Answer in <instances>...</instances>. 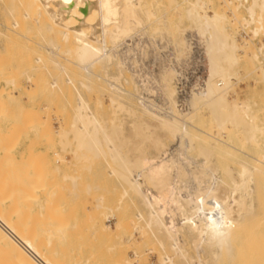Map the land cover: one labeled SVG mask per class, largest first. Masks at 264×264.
Instances as JSON below:
<instances>
[{
    "label": "bare ground",
    "instance_id": "obj_1",
    "mask_svg": "<svg viewBox=\"0 0 264 264\" xmlns=\"http://www.w3.org/2000/svg\"><path fill=\"white\" fill-rule=\"evenodd\" d=\"M182 1L184 2V0ZM244 1L250 2V0ZM161 2L162 0H0V76L5 77L8 73L14 74L13 80H11V75L7 77L11 81L10 83L6 80L7 78L1 77L0 79L6 80V83L11 84L15 90L14 92L9 90L7 92L4 90L5 88H1L3 83L0 84V114L4 112L5 116L2 117H5V120L8 115L10 117L7 120H10L11 117L16 119L19 115L23 120L22 123L20 122L22 127L19 124L16 127L17 122L22 121L20 118L16 120L17 122L13 119L16 124H12V127H10L11 124L8 126L5 124L10 129L13 128L12 132H8L10 140L7 137L5 143L9 148L14 146L13 141L19 137L17 132L24 129L25 119L41 118L40 113H38L40 111H35L38 113L37 117L34 111L32 113L26 110L27 101L31 99L29 94L32 88L27 91L24 86L23 88L19 85L20 80L24 77L29 88L30 85H35L38 93L39 87L44 88L42 92L47 90L51 94L57 95L58 100H63L64 105L71 109L70 128L68 131L58 132L65 140V142L64 140L59 141L60 145L65 144L61 150L64 151L67 146L70 148L74 145L75 149L71 151L74 156L72 159L75 158L80 162L92 158V161H95L94 159L104 161L103 163L109 167L111 177L114 176L122 187L119 203L128 198L127 205L136 209L135 214L132 213L131 215L129 213L132 208L128 209V213L126 212L127 206L124 207L126 210L122 207L124 214L120 215L114 224L117 229L120 224L126 223L128 225L129 221H134L133 229L141 236L143 244L151 246L148 252H159V264H214L220 261L223 252L232 254L231 244L233 240L247 228L249 220L256 215L257 206L263 209L261 215L264 216V113L259 114L261 110L259 108L258 110L257 106V110H254L249 101L229 100L230 92L235 85L233 79H240L241 50L237 40H232L233 38L222 25L227 19L225 14L213 12L214 14L210 15L207 12L202 15L201 12L206 10V4L203 0H196L191 5L189 4L190 7L187 11L185 10L187 17L185 18L195 26L196 32L194 34L205 45L206 70L202 87L192 95L187 104L188 109L186 111L181 110L178 105L175 86L178 72L172 63L173 66L169 64L168 67H163L159 74L160 91L163 95L162 102L157 103L149 97L151 94L148 95V93L152 91L148 88L146 81L139 80L140 77L136 71H131L127 67V59H130V56L121 57L118 50L124 45L127 49L126 53L129 55L133 50L130 43L133 37L141 34L139 32H145L144 28H148L147 25H154V23L160 25L161 23L164 26H162L163 29H175L172 32L175 39L173 43L178 49L173 48L177 54L175 60L180 63L183 58H188L190 54L189 33L191 32H188V28H184V26L181 29L169 21L160 20L166 14H163L164 17L158 16L161 14L159 12ZM170 2L174 6L173 8L180 6L175 4V0H170ZM245 8V17L252 21L253 27L256 26L251 33L253 38L260 34L264 36V0H251V4ZM233 12L237 13V8ZM181 17L184 18V16ZM181 17L178 23L182 26L183 19ZM168 23H171L172 26ZM158 26H152L154 29L149 26V30L150 28L153 29L150 31L156 36L168 34V32H163L162 27L159 30ZM253 27L250 26V28ZM150 31H146L147 34ZM161 31L162 34H160ZM247 44L245 45L244 42V47H249L250 43ZM261 52V48L257 52H251L252 55L249 60L259 62L254 71L260 72L261 78L264 80V64L259 59ZM130 60L134 66L137 65L136 59V61L133 58ZM21 65L22 67L25 65L23 69L26 68V70L20 71L22 77L16 84L17 68H20ZM101 71L103 73H100ZM6 83L5 87L9 88ZM105 86L106 90H104L109 94L111 106H109L110 117L104 110L106 108L103 95L96 94L93 97L95 89H103ZM35 90L34 92L37 91ZM17 93H19V97L21 96L19 99L14 97ZM43 96H47V94H42ZM50 98L53 99L54 97ZM31 101L34 103L35 100ZM33 103L31 102V104ZM15 106L21 110V114L20 111L16 110L19 115H13L16 114L13 110ZM30 106L35 108V105ZM11 107L13 109L10 112L9 108ZM58 107L60 108V106ZM54 108L56 109V106ZM111 108L113 109L112 115ZM205 111L211 117L208 123L201 120ZM48 112L44 120L47 121L48 115L47 123L49 124L52 111L50 113L48 110ZM120 112L126 113L123 116L128 118L118 120L117 115ZM29 113L32 115L30 118ZM33 118H31L32 121ZM42 124H31L34 126L26 134L28 135L31 131V134L33 132L37 134L36 126L41 127ZM200 125L203 128H199ZM48 128L47 125L46 129L48 130ZM60 128L62 127L60 126ZM2 129L4 130L3 127ZM47 130L42 128L40 136L42 133L49 132ZM125 131L129 133L127 136L124 134ZM30 135L26 138L30 139ZM225 135L226 139H224ZM53 138L55 137L53 136ZM59 139L61 140V138ZM47 141L45 143L48 144L50 140ZM244 142L247 143L244 146H248V143H255V146L258 147V151L254 149L255 152L257 151L258 158H255L256 163L254 162L253 166L243 159L244 154L240 155L242 159L237 157L236 152L239 149L236 148V145ZM5 143L0 144V147L4 145L0 152L6 148ZM248 148L251 149V144L247 147V151ZM5 151L3 155H0V264L94 263L95 261L92 259H90L92 261L90 263L89 258L84 260V257L79 258L77 256L76 252L79 251L78 248L80 247L77 241L75 242L77 245H74L75 247L78 246L76 252H74L76 250L74 247L71 248L65 243L68 236L64 235V232L67 233L68 230L66 231V229L71 227L67 223L70 222L69 218L72 219L74 215L67 217L70 215L69 213L65 216L66 219L68 218V222L64 225L65 229L62 224L58 223L67 213H64L63 207L65 209L69 204L65 199H62L66 192L64 191V194L61 195V193L59 194L60 191H56L61 189L57 188L59 183L55 184V175L57 176L58 173L55 171L56 174L52 176L54 174L53 169H51L52 174L50 171L45 172V174L42 172L47 167L49 169L52 164L50 159L47 162L44 159L42 161L44 164L47 163L46 168L40 162L45 169L37 164V166H33L34 169L31 167L35 173L33 172L31 177L24 176L23 178L21 171L17 173V167L22 169L19 166L25 167V163L21 165L19 162V166H17L18 163L13 166L16 160L13 161L12 150L10 152ZM32 151H29L31 156ZM16 154H22L18 148ZM38 155L35 157L37 158ZM45 155H39L40 160H38L41 161L42 156ZM195 155L200 159L195 158ZM55 156L57 160L56 153ZM16 157L14 158L16 159ZM36 158L35 160H37ZM229 158L231 160L227 161ZM58 160L63 163L64 159L61 160L58 157ZM48 161H50V165ZM52 161L54 162V160ZM60 163L58 165H61ZM229 163L233 165L231 164V166ZM82 164L83 161L80 165L77 163L76 167ZM30 166L26 165L23 170L26 173L29 172ZM83 166L80 168L84 169ZM56 167L59 166L56 165ZM55 170L58 172L60 168ZM24 171L23 175H25ZM40 172L44 175L41 176ZM38 174L39 177L35 178V175ZM19 175H21V179L18 178ZM67 175L61 176V179H72L70 180L73 181L74 186H69L68 190L71 189L72 194L76 195L74 196L75 199L70 200L74 203L73 200L77 199L78 194L76 193L78 191L74 192L73 190L74 187L76 189L77 180L80 177L70 176L69 173ZM24 179L26 183H23ZM81 180L78 182L80 185ZM16 185L21 189L19 190L17 187L16 190ZM80 185L79 188H81ZM88 185L90 186V184ZM59 186L61 187V183ZM52 188L56 190H52ZM63 188L67 189L64 186ZM35 189H39L38 192L41 195L44 194L45 199L50 196L52 191L58 192V194L52 193L55 195L54 200L53 196H50L53 201L48 199V202H53L51 207L46 204L44 206L41 202L45 199L42 198L43 200L38 203L40 206L38 213H35L34 209L26 208L23 210L20 207V204L23 203L30 204L31 202L32 204L34 200L39 201L40 198L38 199L34 193ZM16 191L18 193L21 191L23 196H20L21 193L18 194ZM33 194L36 199L31 201L29 199ZM68 196L73 195L69 194ZM256 197L258 204L255 201ZM64 200L67 206L64 205ZM104 201L103 197L98 198L97 208L92 209L93 211L96 209L97 212L94 211V213L91 210L93 214L91 213L89 217L95 238L102 235L101 238L104 239V234L112 229V232H109L108 236L106 235L109 237V234L111 235L114 230L106 223L111 218H116L112 210L114 207L112 206L111 209L113 212L108 210L109 213H107L108 208L106 211H102ZM119 203L118 208H115L118 211L121 209ZM87 204L84 206L86 207ZM35 205L37 206V204ZM74 208H72L73 212H75ZM52 210L53 212H51ZM70 210L67 209L68 212ZM122 212L119 211L121 214ZM74 217L72 220H75ZM49 218H52L50 221L53 220V223L50 222L52 227L47 226ZM122 225L119 226L121 227L120 231ZM77 228L79 227L77 226ZM115 232L121 233L118 230ZM64 236H66V240L62 239ZM131 241L130 238L128 243ZM120 242L123 243V240ZM132 245L135 247V262H129L126 258L118 262L117 258L114 260L116 264H139L136 250V246L139 245L135 241L132 242ZM233 245L236 247L234 243ZM85 249L83 248V251ZM236 249L237 247L234 251ZM115 250V248H109V251L115 252ZM239 252L237 250L238 254ZM78 253L80 256V252ZM109 257L111 258V256ZM143 260L145 259L143 258ZM98 262L99 260L97 264ZM100 262L102 263V261ZM111 262L110 264H114Z\"/></svg>",
    "mask_w": 264,
    "mask_h": 264
},
{
    "label": "rangeland",
    "instance_id": "obj_2",
    "mask_svg": "<svg viewBox=\"0 0 264 264\" xmlns=\"http://www.w3.org/2000/svg\"><path fill=\"white\" fill-rule=\"evenodd\" d=\"M186 1V2H185ZM188 1V2H187ZM196 0H184V2L182 1V0H175V4H177V5H180L179 7H175V8H173L174 6H172L171 5V2H170V0H162V2H161V9H160V11L159 12H161V14H158V16L159 17H164V15L163 14H165V17H166V19H160V20H166V21H169V22H171L172 23V25H175V26H179L181 29H183V26H184V28H188L187 29V31L188 32H193V33H195L196 31H195V26L192 24V22L191 21H188V19H186L187 17H186V11L188 10V8L190 7L189 6V4L191 5V3H193V2H195ZM185 3V4H183V3ZM203 2L206 4V10L204 11V12H201L202 13V15H203V13H207L208 12V14H210V15H213L214 13L213 12H215V13H219V14H225L226 15V17H227V19H226V21H224L223 23H222V25H223V27H224V29H225V31L227 32V33H229L230 35H231V37L233 38L232 40H237V44L239 45V48H240V50H241V54H240V63H241V66H242V68L240 69V75H242V76H240L239 75V77H240V79H233V82L235 83V85H234V88H233V90L230 92V95H229V100L230 101H233L234 99L235 100H239V101H249V103H251V105H252V107H253V109L254 110H257L258 108L261 110V111H259V114H261V113H264V108H263V105H264V80L261 78L262 76H261V74H260V72H255L254 70H255V68L257 67V65L259 64V62L257 63V62H252V61H250L249 60V57L252 55V54H250L251 52L253 53V52H257L260 48L262 49V52L260 53V55H259V59H260V62L261 63H263L264 64V49H263V45H264V36L262 35V34H260V35H258L257 37H255V38H253L254 36H253V34H251L252 32H253V29L256 27L255 25H254V27H253V25H251L252 24V21L249 19V18H247V17H245V15H246V8L245 7H247V6H249L250 4H251V0H250V2H243V0H203ZM211 2V3H210ZM179 3V4H178ZM210 3V4H209ZM181 4H182V6H181ZM181 7V8H180ZM187 8V9H186ZM237 8V13H234L233 11L235 10ZM174 9V10H173ZM208 9V10H207ZM186 10V11H185ZM184 11V12H183ZM212 11V12H211ZM234 13V14H233ZM181 14H183V15H181ZM181 16H184V18H185V20H184V18L183 17H181ZM180 17L183 19H181L182 20V26L181 25H179V19H180ZM168 19V20H167ZM181 20H180V22H181ZM226 22V23H225ZM171 23H168L170 26H172L171 25ZM181 24V23H180ZM156 25V26H155ZM159 24H155L154 23V25L153 24H151V25H149V26H151V28H153L154 29V27H157ZM188 25V26H187ZM251 27H253V28H250V26ZM149 26L147 25V27L148 28H144L145 29V32L147 31V32H149L150 30L151 31H153V29H151L150 28V30H149ZM152 26H154V27H152ZM160 26V27H159ZM158 26V28H159V30H161V27L163 26V25H161V23H160V25ZM247 26V27H246ZM164 27V26H163ZM163 27H162V29H163ZM248 27H249V29H248ZM192 28V29H191ZM146 29H148V30H146ZM247 30V31H246ZM150 31V33H148L147 34V32L145 33V32H139V33H141V34H138V35H135L134 37H133V39H132V41L130 42L131 44H132V46H133V50H132V52L128 55L127 53H126V48H125V46L123 45V46H121L120 48H119V55L121 56V57H123L124 55L125 56H130V59L131 58H133L134 60L136 59L137 60V65H133V63L131 62V60L130 59H127V67L131 70V71H136V73H137V75H138V77H140V79L139 80H145L146 81V83L148 84H146L147 86H148V88L152 91L151 93H148V95H150L149 97L152 99V100H155L157 103L159 102L160 103V101L162 102V98H163V95L161 94V89H160V87H161V84H160V82H159V79H160V71H161V69H163V67H168V65L170 64V65H172V63L174 64V67L176 68V66L177 65H180V64H182L186 59V57L185 58H183V61L182 62H180V63H178L176 60H175V57H176V50H178L176 47H175V43H173L174 41H175V39H174V36L172 35V32H174L175 31V29H171V30H169V29H166V28H164L163 29V32L164 33H166V32H168V34H162L163 32L161 31L160 32V34H162V35H157L156 36V34H154L153 32H151ZM242 31V32H241ZM245 31V32H244ZM251 31V32H250ZM155 32V31H154ZM145 33V34H144ZM154 34V36H152ZM171 34V35H170ZM140 35V36H139ZM137 36V37H136ZM151 36V37H150ZM236 38V39H235ZM251 38V39H250ZM252 38H253V40H252ZM174 39V40H173ZM249 39H250V42H249ZM134 40V41H133ZM170 40V41H169ZM169 42V43H168ZM244 42H245V45L248 43H250V45H249V47L247 46V48L246 47H244ZM136 43V44H135ZM247 44V45H248ZM252 44V45H251ZM139 45V46H138ZM143 45V46H142ZM135 46V47H134ZM175 47V51H173V48ZM122 49V50H121ZM253 49H255V50H253ZM145 52V53H144ZM178 52V51H177ZM247 52V53H246ZM150 53V54H149ZM145 55V56H144ZM145 57V58H144ZM135 60V61H136ZM170 60H171V63H170ZM162 65V66H161ZM173 66V65H172ZM23 67H25V65L23 66ZM23 67H22V65L20 66V68H17V71L18 72H16V73H18V76H16L17 77V79H16V84H18V81L21 79L20 77H22L21 76V73L22 72H24L25 70H26V68H25V70L23 69ZM28 68V67H27ZM22 70V72H20ZM248 70V71H247ZM57 72V71H56ZM16 73H15V75H16ZM20 73V74H19ZM100 73H103V71H101ZM8 75L10 76L11 75V77H12V79L11 80H13L14 79V74H9L8 73ZM8 75L7 76H5V77H2V76H0V78L2 77V78H7L8 77ZM260 76V77H259ZM19 77V78H18ZM246 77V78H245ZM23 79H21L20 80V86L21 87H23L25 90H27V91H29V89H31L32 88V90H30L31 91V93L32 94H34L33 95V97H32V94L30 93L29 94V97H31V99L29 100V101H27V108H26V110H28V111H34V113H35V115L38 117V113H40L39 115L41 116V118L39 119H34L33 117H31V118H33V121L31 120V118H30V113H29V118L30 119H28L27 118V120L25 119V121H26V123L24 122V126H23V128L25 129H23V130H21V132H19L18 130H19V128L17 129V133H19L18 134V141L15 139V141H13V145L14 146H12V148H9L8 146H6V141H5V139L7 140V137H9L8 135H10V134H8V132L9 131H11V130H13V128H11L10 129V127H12L13 125L12 124H16V120L18 119V118H20V120H22V118H21V116L19 115V111H20V114H21V110H18L17 108H16V106L14 107V109L11 107V108H9V110H10V112H11V110L13 109V110H15V113L16 114H13V115H19L18 116V118H16L15 119V117H11L12 118V121H10L11 120V118H10V120H7L8 119V117H10L9 115L7 116V118H6V120H5V117L3 118L2 116H5V114H4V112L2 113V114H0V121H1V118H2V121H1V123H0V134H2V135H0V144L2 145V143H5V149L2 151L1 150V152H0V155H3V152L6 150L7 152H10L11 150V153H13L12 155L14 156V157H16V159L13 157V161H15L14 163V165L13 166H15L17 163V166H19V162H21L20 164L22 165L23 163H25V167H26V165L27 166H30V169L28 170L29 172H27L26 173V171H24L23 169L25 168V167H23V166H19L20 168H22V169H19L18 167H17V173H19V171H21L22 173V176H23V178H24V176H30L31 177V175H32V173L34 172L35 173V171L33 170L34 168H33V166H37V164H38V166H39V164H40V162H42L43 161V159H44V161H46L47 162V160H49L50 159V161H51V165H50V161H48V164L50 165V166H52L51 168H50V166H49V169H48V167H47V163L45 162V164H44V162H42L43 164H44V166H45V168H43V164L41 163L40 164V167H42V169H45V170H42V172L45 174V172H51V174H52V170L51 169H53L54 171H53V175L52 176H54L56 173H58V175H59V177H58V175L56 176L55 175V184H57V183H59V184H57L58 186H57V188H61L60 190L59 189H55V188H52V190H56V191H60L59 192V194L61 193V195H63L64 194V191L66 192V194L63 196V198H62V196H60L62 199H65L67 202H68V204H69V206H67V204H66V201H65V204L64 205H66L67 207H65V209H64V207H63V211H64V213L65 212H67L66 214H64V216L62 217V219L61 220H59L58 221V223L59 224H62L63 226L64 225H66V223L68 222V218L66 219V217L65 216H67V214H69L70 213V215L69 216H67V217H70L72 214L74 215V216H76V217H74V216H72V219H73V217L75 218V220H72L71 218H69L70 219V222L69 223H67V224H69L71 227L69 228L68 226H66V228H69V229H66V231L68 230V232L67 233H65L64 232V235H66V236H68V238H67V240L65 239V237L66 236H64V238H62L63 240H66L65 241V243H66V245L67 246H71V248L72 247H74V249H76L74 252H76V251H78V252H80V256H79V253L78 252H76V254H78L77 256L80 258V257H84L83 259L84 260H87L88 258H89V262L90 263H92V261H90V259H92V260H94L93 262L94 263H92V264H97V261L99 260V262H98V264L100 263V264H110V262L111 263H114V264H116L115 263V261L114 260H117V258H118V262L119 261H121L122 259H124L125 260V258H126V260H128L129 262H132V263H134L135 262V260H136V255L134 254V249H135V247L132 245V242L133 241H135V242H137L138 243V245L139 246H136L137 247V252H138V258H137V260L139 261V264H159V262H160V254H159V252L157 251V252H148V250L151 248V246L150 245H146V244H143V240H142V238H141V236L140 235H138V233H136L135 232V230L133 229V226H134V221L132 222V221H129V224L128 225H126V223L125 224H120V225H122V229H121V231H120V228L121 227H119L118 225V229H117V227H115V223L117 222L116 220H117V218L121 215H123L124 214V210H126L125 208H126V206H127V210H126V212H128L129 213V211H128V209H130V208H132V207H130L129 205H127L128 204V202H126V201H128L129 199L127 198V199H125V200H123L122 202H120L119 203V200H120V197H121V194H120V192H121V188L122 187H120V184H119V182L116 180V178L114 177V176H112L111 177V175L109 174V167L105 164V163H103L104 161H102V160H100V159H98V160H96V159H94L95 161H92V159L90 160V159H87V160H81V162L80 161H77V160H75V158L74 159H72L74 156L72 155V150L73 149H75V147H73L74 145H72V146H70V148L67 146L65 149H64V151L63 150H61V147L63 148V146L65 145H60V143H59V141H62V140H64V138H62L59 134H58V132H60V131H63V130H66V131H68V129L70 128L69 127V122H70V119H71V109L67 106V105H64L65 103H64V101L63 100H58V98L59 97H57V95H55V94H51L50 92H48L47 90H45V92H42V91H44V88H40L39 87V93H38V90H37V87L35 86V85H30V88H29V84L28 83H26V81H25V78L24 77H22ZM243 78V79H242ZM245 78V79H244ZM9 83L11 82L10 80H9V78H7L6 79ZM3 81V79H0V84H2L1 86V88H5L4 90H6L7 92H8V90L9 91H11V92H14L15 90H14V88L12 87V85L11 84H9V83H6L7 81ZM239 80V81H238ZM159 83H158V82ZM23 82V83H22ZM5 83H6V85L7 86H9V88L8 87H5ZM26 83V84H25ZM160 84V85H159ZM4 86V87H3ZM11 86V87H10ZM238 86V87H237ZM247 86V87H246ZM35 87H36V90H35ZM127 87V86H126ZM1 88H0V90H1ZM8 88V89H7ZM106 86L105 87H103V89L101 88V89H95V92H94V94L95 95H93V97L94 96H96V94H100V95H103V98H104V103H105V108L106 109H104L105 111H106V114L107 115H109V117H110V101H109V94H108V92L107 91H105L106 89ZM37 92H34V90ZM43 89V90H42ZM105 89V90H104ZM236 89V90H235ZM105 91V92H104ZM104 92V93H103ZM154 92V93H153ZM35 93H36V95H35ZM106 93V94H105ZM18 94V95H17ZM17 94H15L14 95V97H15V99H19L20 97H19V93H17ZM41 94V95H40ZM42 94H44V95H46L47 94V96H48V100H47V96H43L42 97ZM235 94V95H234ZM36 98H35V97ZM108 96V97H107ZM44 97H46L45 99H44ZM49 97H54L53 99H49ZM234 97V98H233ZM55 98H57L56 100H55ZM263 98V99H262ZM124 100H125V98H123ZM260 99V100H259ZM31 100H35L34 101V103H33V101H31ZM55 100V101H54ZM263 100V101H262ZM33 103V104H31V102ZM44 101V102H43ZM46 101V102H45ZM49 101V102H48ZM262 101V102H261ZM59 102V103H58ZM60 102H61V104H60ZM127 102V101H126ZM43 103H45V104H43ZM260 103V104H259ZM60 104V105H59ZM257 104V105H256ZM263 104V105H262ZM30 105H35V108L34 107H32V106H30ZM53 105V106H52ZM47 106V107H46ZM56 106V109L54 108ZM58 106H60V108L58 107ZM62 106V107H61ZM110 106V107H109ZM256 106H257V109H256ZM261 106V107H260ZM32 107V108H31ZM38 107H39V110H38ZM52 107V108H51ZM67 107V108H66ZM109 107V108H108ZM29 108H31V109H29ZM45 108V109H44ZM43 109H44V111H43ZM112 109V108H111ZM258 109V110H259ZM16 110H18V112L16 111ZM48 110L50 111V113H51V111H52V113L50 114V119H49V124L47 123L48 122V115H49V112H48ZM67 110V111H66ZM37 111H40V112H38V113H36ZM107 111H109L108 113H107ZM112 112H111V115H112V113H113V109L111 110ZM13 112V111H12ZM47 112H48V115H47V121H45L44 119H45V117H46V114H47ZM56 113V115H55V113ZM0 113H1V111H0ZM33 113V112H32ZM121 113V114H120ZM119 113V115H117V118H118V120H121L120 118H122V119H124V118H128L127 116L125 117V116H123V115H125L126 113H124L123 114V112H120ZM4 114V115H3ZM23 114V113H22ZM24 114H25V112H24ZM23 114V115H24ZM27 114V113H26ZM25 114V115H26ZM69 114V115H68ZM118 114V113H117ZM10 115H12V114H10ZM12 115V116H13ZM65 115V116H64ZM208 115V116H207ZM27 116H28V114H27ZM32 116V115H31ZM34 116V115H33ZM61 116V117H60ZM67 116H68V118H67ZM204 116V117H203ZM203 116L201 117L202 119V122H205V123H208L209 121H210V118L211 117H209L210 115L209 114H207V111H205V112H203ZM23 117V116H22ZM60 117V118H59ZM66 117V118H65ZM36 118V117H35ZM57 118V119H56ZM205 118V119H204ZM13 119H15V121L16 122H14V120ZM42 119H43V121H42ZM59 119H61V121H59ZM62 119H64V120H62ZM66 119V120H65ZM19 120V119H18ZM29 120V121H28ZM41 120V121H40ZM51 120V121H50ZM36 121V122H35ZM23 122V120L22 121H19V122H17V126L16 127H18V124L20 125V127H22L21 126V123ZM44 122H46L45 124H47L48 125V127L49 128H51V129H49L48 128V130L46 129L47 128V125H45L44 124ZM29 123V124H28ZM43 123V124H42ZM5 124H7V126L9 125V124H11L10 125V127H7ZM28 124V125H27ZM31 124H34V125H38V124H42L41 125V127H38V126H36L37 127V134H36V132L34 133L33 132V134H31L32 133V131L28 134V135H30V139H28V138H26V137H28V135L26 134L27 133V131H30L31 130V128L34 126V125H31ZM63 124V125H62ZM4 125V126H3ZM26 125H27V127H26ZM29 125H31L30 127H29ZM43 125H44V127H43ZM51 125V126H50ZM60 126L62 127V128H60ZM67 126V127H66ZM2 127L4 128V130L2 129ZM9 129H7V128ZM15 127V128H16ZM29 127V128H28ZM42 128H43V130H47V131H49V132H47L46 134L45 133H42V135L40 136V132L42 131ZM199 128H203L201 125L199 126ZM26 131V132H25ZM39 131V132H38ZM54 131H55V133H54ZM128 131V130H127ZM127 131H125V135L127 136V134H129V133H127ZM12 132V131H11ZM11 135H12V133H11ZM50 136V137H49ZM53 136L55 137V138H53ZM2 137V138H1ZM13 137H14V135H13ZM12 137V138H13ZM40 137H41V139H40ZM50 139H49V138ZM46 138H47V140L50 142H48L47 140H46ZM57 138H58V141H57ZM59 138H61V140L59 139ZM4 139V140H3ZM55 139V140H54ZM224 139H226V135H225V138ZM9 140H10V137H9ZM210 140H211V138H210ZM48 142V144L47 143H45V142ZM31 142H32V144H31ZM64 142H65V140H64ZM54 143V144H53ZM62 143V142H61ZM246 142H244V143H239V144H237L236 145V148H238L239 149V151H237L236 152V154L238 155L237 157H239L240 159H242V157H243V159L244 160H246V161H248L249 162V164H251L252 166H253V164H255L256 162L254 161V160H256L255 158L257 157L258 158V156H257V151H258V147H256L255 146V143H248L249 145L248 146H250V144H251V149L250 148H248V151H247V145H245L244 146V144H245ZM22 144V145H21ZM31 144V145H30ZM247 144V143H246ZM10 145V144H9ZM16 145V146H15ZM28 145H30V146H28ZM240 145V146H239ZM18 146V147H17ZM247 146V147H246ZM253 146H254V148H253ZM3 147H4V145L2 146V147H0V149L2 148L3 149ZM16 147V148H15ZM21 147V149H19ZM15 148V149H14ZM17 148H18V151L20 150L21 151V153L22 154H16L17 153ZM252 148H253V150H252ZM11 149V150H10ZM254 149H257V151L255 152L254 151ZM33 150V151H32ZM5 151V152H6ZM29 151H32V156H31V152L29 153ZM242 154H241V153ZM2 153V154H1ZM29 153V154H28ZM38 153H39V155H44V154H46L44 157L42 156V158H41V161H39L40 160V158H39V155H38ZM55 153H56V155H57V160H58V157H59V159H61V160H63V163H60V162H62V161H57L55 158H56V156H55ZM66 153V154H65ZM68 153V154H67ZM70 153V154H69ZM54 154V155H53ZM244 154V155H243ZM245 154H249V156H247V155H245ZM12 155H11V157H12ZM36 155H38L37 156V158L35 157ZM242 157H241V156ZM30 156V157H29ZM61 156V157H60ZM71 156V157H70ZM39 161V163L37 162V160H35V158ZM29 158V159H28ZM30 158H32L31 159V161H30ZM65 158H66V160H65ZM195 158H198L196 155H195ZM216 158H218V157H216ZM246 158V159H245ZM250 158V159H249ZM22 159V160H21ZM27 159H28V161H27ZM46 159V160H45ZM198 159H200V158H198ZM248 159V160H247ZM252 159V160H251ZM52 160H54V162L56 163L55 165H54V162L52 161ZM89 160V161H88ZM231 159L229 158V160H227V161H230ZM35 161V162H34ZM82 161H83V164L82 165H84L83 166V168L85 169V168H88V169H81L82 168V165L81 166H77L76 167V165H77V163H78V165H80L81 163H82ZM102 161V162H101ZM226 161V163H228ZM28 162V163H27ZM30 162V163H29ZM65 162V163H64ZM77 162V163H76ZM255 162V163H254ZM61 164V165H58V164ZM80 163V164H79ZM86 163H87V165H86ZM94 163V164H93ZM29 164V165H28ZM34 164V165H33ZM64 164V165H63ZM65 164H67V165H65ZM230 165L232 164V163H229ZM56 165L57 166H59V167H56ZM72 165V166H71ZM233 165V164H232ZM231 165V166H232ZM12 166V167H13ZM55 166V168H53ZM65 166V167H64ZM33 169H32V168ZM79 167V168H78ZM81 167V168H80ZM90 167H91V169H90ZM113 167H115L116 168V166H114L113 165ZM14 168V167H13ZM29 168V167H28ZM37 168V167H36ZM57 168H60V171H58L57 172V170H55V169H57ZM64 168H65V170H64ZM71 170H70V169ZM77 168V169H76ZM19 169V170H18ZM32 169V170H31ZM39 169V168H38ZM37 169V170H38ZM80 169V171H81V173H82V175H81V173H80V171L78 172V170ZM16 170V169H15ZM26 170V169H25ZM40 170H41V168H40ZM77 170V171H76ZM83 170V171H82ZM23 171L25 172V175H23ZM55 171H56V173H55ZM62 171H64L63 173H62ZM71 171H72V174H71ZM42 172H40V175L41 176H43L44 174H42ZM59 172H60V174H59ZM90 172V173H89ZM39 173V172H38ZM69 173V175L70 176H75V177H80V178H78V180H77V187H76V189H75V187H74V192L75 191H78L76 194H78V197H77V199L76 200H73L74 201V203L73 202H71L72 201V198L73 199H75L74 198V196H76V195H74V194H72L73 192H72V190L70 189V191L68 190L70 187L69 186H71V187H73L74 185L72 184V182L73 181H71L72 179L71 178H69V179H61L62 177L61 176H66L67 174ZM80 173V174H79ZM86 173V174H85ZM107 173V174H106ZM77 174V175H76ZM85 175V176H84ZM40 176V177H41ZM63 176V177H64ZM68 176V175H67ZM21 177V175H19V177L18 178H20ZM25 177V178H26ZM36 177H39V174L38 175H35V178ZM83 177V178H82ZM33 178H34V176H33ZM57 178H59L62 182H64V183H62L59 179H57ZM21 179V178H20ZM20 179H16V180H20ZM57 179V180H56ZM71 179V180H70ZM53 180H54V178H53ZM80 180L82 181V183H81V185L78 183V182H80ZM25 182V179L23 180V183ZM28 182V181H27ZM30 182H31V180H30ZM34 182V181H33ZM33 182H32V184H33ZM51 183H52V180L50 181ZM26 183V182H25ZM60 183H61V187L59 186L60 185ZM35 184H37V182H35ZM41 184V183H40ZM53 184H54V181H53ZM88 184H90V186L88 185ZM97 184H99V185H97ZM29 185V184H28ZM27 185V186H28ZM80 185V187L81 188H79L78 186ZM87 185V186H86ZM37 186H38V184H37ZM40 186V185H39ZM63 186L65 187V188H67V189H64L63 188ZM17 187H18V189L20 190L21 189V187L19 188V186L18 185H16V190H17ZM31 187V186H30ZM27 188V187H26ZM32 188V187H31ZM35 188V187H34ZM79 188V189H78ZM85 188V189H84ZM96 188V189H95ZM97 188H98V190H97ZM29 189V188H28ZM78 189V190H77ZM37 190V191H36ZM38 190L39 189H35L34 190V193L36 194V196H38V199H39V201L37 200H34V202H32V204H31V202H30V204H28V203H23V204H20V207L23 209V210H25L26 208H29V209H34V211H35V213H38L39 212V210H40V206L38 205V203L39 202H41L43 199H45L44 198V194H42L41 195V193L40 192H38ZM88 190V191H87ZM103 190V191H102ZM120 190V191H119ZM24 191H25V189H24ZM31 191H33V190H31ZM82 191V192H81ZM86 191V192H85ZM95 191V192H94ZM114 191V192H113ZM118 191V192H117ZM17 192V191H16ZM20 193H21V191H19ZM38 192V193H37ZM84 192V193H83ZM18 193V192H17ZM20 193H18V194H20ZM52 193L53 194H55V193H57L58 194V192H55V191H52ZM52 193L51 194H49L50 196L52 195ZM81 193V194H80ZM24 194V193H23ZM32 194V193H31ZM38 194V195H37ZM69 194H71V195H73V196H68ZM104 194H106V195H104ZM108 194H110V195H108ZM26 195V194H25ZM40 195V196H39ZM67 195V196H66ZM104 195V196H103ZM20 196H23L22 195V193H21V195ZM32 196V195H31ZM50 196H48V198H46L47 199V201H42L41 203L45 206V204L48 206V207H51V204L53 203H51L50 201L48 202V199L49 200H51V198L52 197H50ZM53 196V200H54V198H55V195H52ZM58 196V195H57ZM56 196V197H57ZM103 197L104 199H105V201H104V209H101L102 211H106V209H107V213H109V212H111L112 210L114 211V214L116 215V218L114 219V218H111L109 221H106V223L108 224V225H110L114 230L116 229V230H118V232H123L122 234L121 233H117V232H115L114 230H113V233L110 235L109 234V237H106V235L108 236V233L110 232H112V229L107 233V234H104L105 236H103L104 237V239L103 238H101L102 237V235L100 236V235H98L99 236V238L97 239V237L98 236H96V238L94 237V234H93V231H92V226H90L91 225V223H90V216H91V213L93 214V212L94 211H96L97 212V210L96 209H94V211L92 210L93 208H97V202H98V198H100V197ZM109 196V197H108ZM25 197V196H24ZM23 197V198H24ZM50 197V198H49ZM43 198V199H42ZM66 198H68V199H66ZM118 198V199H117ZM33 199H36V197H34V194H33V196L32 197H30V199L29 200H31V201H33ZM57 199V198H56ZM60 199V198H59ZM58 199V200H59ZM61 199V200H62ZM115 199V200H114ZM27 200H28V197H27ZM53 200H51V201H53ZM71 200V201H70ZM114 201V205H113V201ZM57 201V200H56ZM76 201V202H75ZM118 201V202H117ZM255 201H256V204H258V198L256 197V199H255ZM62 202H63V200H62ZM71 202V203H70ZM82 202V203H81ZM49 203V204H48ZM88 203V204H87ZM118 203L119 204H121L120 205V207H121V209H119V211L120 212H122V210H123V208H124V210H123V212H122V214L121 213H119V211L118 210H116L117 208H118ZM35 204H37V206L35 205ZM71 204V205H70ZM84 204L86 205L87 204V206L85 207L84 206ZM26 205V206H25ZM27 205H29V206H31V207H29V206H27ZM34 205H35V207H34ZM84 207H83V206ZM90 205H92V207H90ZM117 205V206H116ZM33 206V207H32ZM38 206H39V208H38ZM74 206H75V208H74ZM114 208H113V207ZM52 207H54V206H52ZM90 207V208H89ZM123 207V208H122ZM36 208H37V210H36ZM68 210H70V208H71V212L69 211H67V209ZM72 208H74L75 209V212H73V210H72ZM113 208V209H112ZM116 208V209H115ZM134 208V207H133ZM132 208V210H130L131 212L129 213V214H131L132 215V213L133 214H135V212H136V209L134 208L133 209ZM112 209V210H111ZM66 210V211H65ZM93 212H92V211ZM108 210H109V212H108ZM111 210V211H110ZM37 211V212H36ZM79 211V212H78ZM112 211V212H113ZM51 212H53V210L51 211ZM90 212V213H89ZM125 212V213H126ZM256 215L253 217V218H251L250 220H249V222H248V224H247V228L243 231V233H240V235H238V237L236 238V239H234L233 240V242H232V244H231V247H232V250H233V252H232V254H229V253H227V252H223V254H222V256H221V258L219 259L220 261H217V263H214V264H264V216H262L261 214H263V209L262 208H260V207H258L257 206V208H256ZM95 213V212H94ZM85 218H87L86 219V221H84L85 220ZM52 218H49V222H47V226H49L50 225V227H52V225H51V223H53V220L52 221H50ZM262 221H260V220ZM89 220V221H88ZM84 221V222H83ZM51 222V223H50ZM57 222V221H56ZM64 222H65V224H64ZM85 223H86V225H85ZM85 226H84V225ZM88 224V225H87ZM132 224V225H131ZM260 224V225H259ZM74 227H73V226ZM124 225H126V226H124ZM258 225V226H257ZM77 226L79 227V228H77ZM260 226V227H259ZM50 227H48V228H50ZM84 227V228H83ZM125 227V228H124ZM259 228V229H258ZM64 229H65V226H64ZM76 229H77V231H76ZM124 229V230H123ZM126 229V230H125ZM70 231V232H69ZM87 231V232H86ZM250 231V232H249ZM124 233H126V234H124ZM132 233V234H131ZM252 233H253V235H252ZM85 234V235H84ZM92 234V235H91ZM250 234V235H249ZM87 237V238H86ZM89 237V238H88ZM86 238V239H85ZM132 239V241H131V243L129 242L128 243V240L129 239ZM135 238V239H134ZM78 239V240H77ZM92 239V240H91ZM94 239V240H93ZM127 239V240H126ZM246 239V240H245ZM262 239V240H261ZM89 240H91L92 241V243H91V241H89ZM98 242H97V241ZM120 240L122 241L123 240V243L122 242H120ZM70 241V242H69ZM77 241V243L79 244V248H78V246H74V245H77V243H75ZM108 241H110L109 243H108ZM71 242H72V244H71ZM95 244H94V243ZM101 242H102V244H101ZM70 243V244H69ZM74 243V244H73ZM111 243H112V246H111ZM233 243L235 244V246L237 247V249L234 251V249L236 248V247H234V245H233ZM84 244V245H83ZM93 244V245H92ZM99 244V245H98ZM114 244V245H113ZM89 245V246H88ZM103 245V246H102ZM248 246V247H247ZM77 248H78V250H77ZM83 248L85 249L84 251H83ZM109 248L110 249H112V248H115L116 250H115V252H112V251H109ZM118 248H119V250H118ZM252 248V249H251ZM100 249V250H99ZM124 249H125V251H124ZM99 252H98V251ZM237 250H239L240 252H239V254L237 253ZM89 251V252H88ZM93 251V252H92ZM85 254H84V253ZM106 252V253H105ZM112 252V253H111ZM89 254V255H87V254ZM101 253V254H100ZM115 253H116V255H115ZM120 253V254H119ZM261 253V254H260ZM82 254V255H81ZM96 254V255H95ZM105 254V255H104ZM106 254H108V255H106ZM112 254V255H111ZM74 255H75V253H74ZM84 255V256H83ZM86 255H87V257H86ZM90 255H91V257H90ZM99 255V256H98ZM232 255V256H231ZM107 258H106V257ZM109 256H111V258L109 257ZM113 256V257H112ZM228 256V257H227ZM99 257V258H98ZM234 257H235V259H234ZM81 258V259H82ZM87 258V259H86ZM107 260H106V259ZM115 258V259H114ZM143 258L145 259V260H143ZM113 259V260H112ZM100 261H102V263L100 262Z\"/></svg>",
    "mask_w": 264,
    "mask_h": 264
},
{
    "label": "built area",
    "instance_id": "obj_3",
    "mask_svg": "<svg viewBox=\"0 0 264 264\" xmlns=\"http://www.w3.org/2000/svg\"><path fill=\"white\" fill-rule=\"evenodd\" d=\"M190 54L180 65L175 86L180 109L186 111L192 95L202 87L206 70L205 45L198 40L194 33H189Z\"/></svg>",
    "mask_w": 264,
    "mask_h": 264
}]
</instances>
